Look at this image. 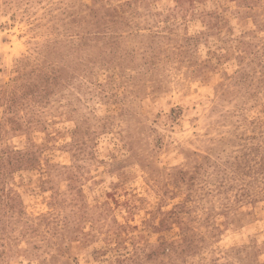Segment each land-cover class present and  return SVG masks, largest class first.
<instances>
[{
  "label": "rangeland",
  "instance_id": "obj_1",
  "mask_svg": "<svg viewBox=\"0 0 264 264\" xmlns=\"http://www.w3.org/2000/svg\"><path fill=\"white\" fill-rule=\"evenodd\" d=\"M0 264H264V0H0Z\"/></svg>",
  "mask_w": 264,
  "mask_h": 264
}]
</instances>
